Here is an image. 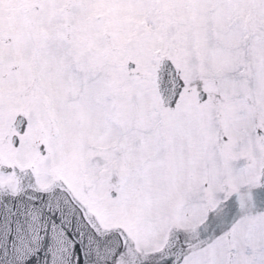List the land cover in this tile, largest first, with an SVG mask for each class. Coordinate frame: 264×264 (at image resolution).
Segmentation results:
<instances>
[{"label": "snow or ice", "instance_id": "1", "mask_svg": "<svg viewBox=\"0 0 264 264\" xmlns=\"http://www.w3.org/2000/svg\"><path fill=\"white\" fill-rule=\"evenodd\" d=\"M0 264H264V0H0Z\"/></svg>", "mask_w": 264, "mask_h": 264}]
</instances>
